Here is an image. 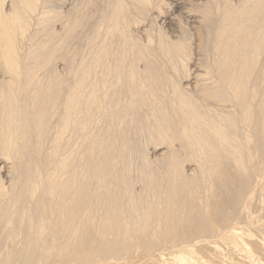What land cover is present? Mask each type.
<instances>
[{
	"label": "bare ground",
	"instance_id": "1",
	"mask_svg": "<svg viewBox=\"0 0 264 264\" xmlns=\"http://www.w3.org/2000/svg\"><path fill=\"white\" fill-rule=\"evenodd\" d=\"M50 1L0 0V264H264V0H169L158 36L149 0Z\"/></svg>",
	"mask_w": 264,
	"mask_h": 264
},
{
	"label": "rangeland",
	"instance_id": "2",
	"mask_svg": "<svg viewBox=\"0 0 264 264\" xmlns=\"http://www.w3.org/2000/svg\"><path fill=\"white\" fill-rule=\"evenodd\" d=\"M57 1V2H56ZM73 0H52V1H50L48 4H53V5H55V6H57L58 4V7L60 6V11L62 10L63 11V16H64V14H68V16L66 15L65 17H63L64 18V20H65V22L69 19V20H72L73 18H76V17H81L82 15H84V14H88L89 13V16L91 17V16H93L94 18H96V17H99L100 16V12H102V7H104V5L105 4H103V3H106V1L107 0H74L73 2H72ZM104 1V2H103ZM153 2V3H151V2ZM158 1H159V4L157 5L155 2H157L158 3ZM158 1H156V0H149V2L151 3V4H153V5H155V6H152L151 4L149 5V6H151V8H147V9H149L148 11L147 10H145L146 12H148V13H144L143 15H144V17L141 15L140 16V14H138L139 15V17H138V15H134V17H136V22H138L139 21V19L141 18V17H143V18H141L140 20H142V21H147L148 22V26H150V29H151V32H152V34H154V36H156V34L158 33V31H159V28H161L160 26H158V25H160V22H159V20L162 18V17H165L166 16V11L168 10L167 9V1H169V0H158ZM160 1H162V2H160ZM209 1V0H208ZM211 1V0H210ZM216 1H218V2H223V1H225V0H216ZM229 1H231V0H229ZM232 1H235V0H232ZM67 2V3H66ZM81 2V3H80ZM212 2V1H211ZM57 3V4H56ZM164 3H165V5H164ZM73 4V6H72V9L71 8H67V6L69 7L70 5H72ZM102 4H103V6H102ZM198 5V4H197ZM66 6V7H65ZM77 6V7H76ZM148 6V7H149ZM158 6H159V8H158ZM86 7V8H85ZM101 7V8H100ZM162 7H163V9H162ZM85 10H84V9ZM153 8V9H152ZM158 8V9H157ZM65 9H67L66 11H65ZM83 9V10H82ZM154 9H156V10H154ZM162 9V10H161ZM71 10V11H70ZM152 10V11H151ZM76 11V12H75ZM100 11V12H99ZM150 12H152V15L150 14ZM70 13V14H69ZM157 13V14H156ZM82 14V15H81ZM146 14V15H145ZM70 15V16H69ZM72 15H73V18H71L72 17ZM75 15V16H74ZM159 15V16H158ZM150 16H151V18H150ZM156 16H158V18L156 17ZM161 16V17H160ZM67 17V18H66ZM133 17V18H134ZM147 18V20H146V18ZM145 18V19H144ZM155 18H156V20H155ZM153 19V20H152ZM154 22H152V21ZM155 20V21H154ZM142 21H139V22H141V24L140 25H138V26H141V25H143V22ZM147 22H145L144 23V25H146L147 26ZM158 23V24H157ZM155 24V25H154ZM152 26V27H151ZM137 27V26H136ZM162 29V28H161ZM155 31V32H154ZM156 33V34H155ZM157 36H158V34H157ZM191 47L189 46V49H190ZM188 52L187 53H190L191 51H192V49H190V50H187ZM191 54V53H190ZM189 54V55H190ZM182 64V63H181ZM190 66V62H189V60H188V62H184L183 64H182V66L180 67V64H179V69L181 70L180 72H183V70L184 69H181V68H184V66ZM57 66H58V64H57ZM57 66L55 65V68L56 69H58L57 68ZM186 66V67H187ZM183 74H184V72H183ZM148 143V142H147ZM145 144V143H144ZM152 143L151 142H149L148 143V145H146V146H149V147H147V150H146V147H145V145L143 146V143H142V149L144 150L143 152H145V151H147V152H145L144 154H146L147 155V157L149 158V157H151V151L149 150V149H151L150 148V145H151ZM150 152V153H149ZM250 204H251V206L253 205V201H250ZM94 246V244H92L91 245V249H92V247ZM138 245H136V246H132V251H131V253L129 254V256L128 257H125V259L124 260H121L120 261V263L121 264H138V263H143L144 261H141V259H142V257H144V255H143V250H141L140 249V247L138 246ZM57 246H51L50 247V251H49V248L46 250V255L44 254V255H42V257H40L41 259H43V257L44 256H46V257H44V262L41 260V259H39V261H37L39 264H48V262L50 263H53L52 262V260L54 259V261L55 260H57V261H59L60 260V258L61 257H59V254H57V253H59V250L56 248ZM55 248V249H54ZM136 248H139V249H136ZM144 249V248H143ZM56 250H58V252L56 251ZM141 250V251H140ZM57 252V253H55V252ZM52 254V255H54V253H55V257L53 258L52 256H51V259H50V255L49 254ZM87 254V253H86ZM84 255L85 256V258L83 257V259L82 260H79V262H80V264L82 263V264H84L83 262H85V263H88V264H104L106 261H107V256H102V258H101V256H96V259L99 261H96V259H95V256H93V257H88L89 259V261H87L86 260V257H87V255ZM142 254V255H141ZM194 255H197V256H199L202 260H205V261H207V262H209L210 264H211V261L213 260V258H212V256H214L215 255V252L214 251H212L211 249H207V248H200V250L199 251H197V252H194L193 253ZM4 255V252H2V256ZM56 257H58L57 259H56ZM109 257H111V255H108V258ZM236 257V256H235ZM38 258H39V256H38ZM48 260H47V259ZM53 258V259H52ZM104 258V259H103ZM239 258V257H238ZM42 262H41V261ZM47 260V261H46ZM65 259H63V260H60V261H64ZM67 260V259H66ZM65 260V261H66ZM91 260H93V262L91 261ZM46 261V262H45ZM77 262H78V260H76ZM76 261H74L73 262V264H79V262L78 263H76ZM96 261V262H95ZM232 262H234L235 263V261H233L232 260ZM212 264H215L214 262H212Z\"/></svg>",
	"mask_w": 264,
	"mask_h": 264
}]
</instances>
